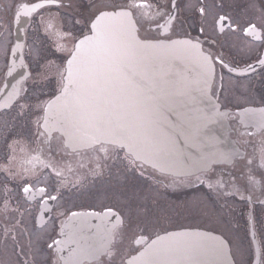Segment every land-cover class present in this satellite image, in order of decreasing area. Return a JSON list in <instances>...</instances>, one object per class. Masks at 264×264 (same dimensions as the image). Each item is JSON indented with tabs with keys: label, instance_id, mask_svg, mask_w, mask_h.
Masks as SVG:
<instances>
[{
	"label": "snow or ice",
	"instance_id": "obj_1",
	"mask_svg": "<svg viewBox=\"0 0 264 264\" xmlns=\"http://www.w3.org/2000/svg\"><path fill=\"white\" fill-rule=\"evenodd\" d=\"M53 5L62 7V0L35 3L20 0L13 5L11 22L20 26L22 18L31 20L33 14ZM246 9H255V5L249 4ZM255 12V21L249 20L244 26L237 23L236 28H231L227 22L235 17L226 11V0H213L211 5L205 0L195 3L191 0L188 3L183 0H122L120 3L91 0L87 12L74 20L71 29H66L57 16H49L47 20L41 17L44 35L58 55L49 59L41 54V49H30L29 56L38 69L33 80L37 83L54 80L55 90L46 100L37 98L34 105H20L19 114L24 115L29 108L34 110L37 140L49 147L53 141H59L58 152L63 155L55 162L41 159V154H32L35 149L30 144L14 139L7 145L13 154L9 157V168L2 171H11V162L18 151L28 163L38 161L39 168H22L23 173H31L30 178L21 173L12 175L24 181L21 187L26 195L35 184L43 183L45 187L36 191L46 194L51 201L62 198L65 189L83 186L78 169H87L83 174L86 178L87 174L102 171L113 159H119L126 171L138 172L142 177L147 168L158 175L171 176L170 186L192 183L185 179L192 176L195 182L205 184L213 164H232L239 155L235 151H221L220 141L209 128L216 123L217 116L227 115L220 113L213 103L214 93L210 95L217 65L233 72L225 54L219 50L222 45L218 37L227 26L233 32L239 29L245 36L252 35L264 44L257 31L258 27L264 31V6ZM209 14L219 25L216 36L205 32L203 21ZM190 20L197 22L189 23ZM3 27L4 23L0 22V29ZM193 27L203 40L191 36L189 29ZM205 42L210 49L207 53ZM20 48L17 44L11 49V55L16 56ZM256 61L264 71V57L258 55ZM253 72H257L256 66L247 63L240 75ZM261 127L264 128V115ZM65 156L76 159L75 165L64 162ZM253 163L252 159L247 160L249 166ZM259 167L264 170V139L259 148ZM68 174L76 178L69 179ZM261 179L264 180V171ZM248 182L258 183L251 175ZM206 186L222 188L223 178L215 185L209 182ZM49 187L51 192H47ZM126 206L127 212L122 207L115 210L107 207L100 213H89L101 222L86 225L88 236L83 243L80 236L69 237L66 264H81V258H86L89 264H201L198 258L209 253L217 257L213 264H225L219 259L223 256V242L209 245L203 242L201 234L190 232L165 236L156 233V239H151L148 223L139 219V206L131 202ZM7 208L6 199L4 210ZM13 211L23 216L19 207ZM20 223L22 220L17 222ZM84 231L82 228L81 235ZM12 239L17 241L16 236ZM61 243L53 240L47 247ZM29 249L32 250L31 238ZM37 254L38 249L33 251L31 264H37ZM24 264L29 261L26 259Z\"/></svg>",
	"mask_w": 264,
	"mask_h": 264
},
{
	"label": "flooded vegetation",
	"instance_id": "obj_2",
	"mask_svg": "<svg viewBox=\"0 0 264 264\" xmlns=\"http://www.w3.org/2000/svg\"><path fill=\"white\" fill-rule=\"evenodd\" d=\"M19 2L20 0H0V22L4 23V27L0 29V92L7 80L11 49L15 44L16 25L11 22L13 5ZM27 2L35 3L37 0ZM90 2L91 0H62L63 6L60 8L53 5L33 14L31 20L22 18V57L28 76L18 84L15 83V88L14 81L7 87L5 92H12L8 98H13V101L8 107L0 108V264H24L26 259L31 264L33 251L36 249L37 264H66L61 260L59 251L62 250L64 257L68 255L69 258V240L65 248L62 244H66V238L60 246L53 245L48 248L47 244L53 240L62 241L61 231L67 227H77V216L83 213H100L107 207H113L114 210L122 207L127 212L129 209L126 205L129 202L139 206V219L148 223L151 239L156 238V233L164 235L183 230L207 232L224 240L233 264H264V180L261 179V172L264 170L259 167V148L261 140L264 139V128L261 127L264 115V71L260 70L256 61L258 55L264 57V44L252 35L245 36L239 29L233 32L225 26L223 34L218 37L219 44L222 45L219 50L225 54L233 72L229 73L227 69L217 65L211 94L214 93L212 97L220 110L227 114L230 137L241 149L242 157L227 166H213L205 184L195 182V177L192 176L185 178L192 183L170 186L171 176L158 175L151 168H147L145 179L138 172L126 171L119 159H113L107 162L102 171L87 174L86 178L83 174L87 173V169H78L83 186L65 189L62 198L51 201L46 194L36 191L39 187H45L43 183L35 184L32 192L26 195L21 187L24 181L18 177L14 179L12 175L21 173L25 178H30L31 173H23L22 168H39L38 161L28 163L24 154L18 151L11 162V171H2L9 168V157L13 154L7 145L12 144L14 139H22L30 144L35 149L32 154H41V159H51L53 162L61 159L63 154L58 152L59 141H53L49 147L37 140L33 124L37 119L36 112L29 108L24 115L19 114L20 105H34L38 102L37 98L46 100L55 90L54 80L34 82L33 77L38 69L33 57L29 56V50L41 49L42 55L55 59L58 54L51 47L52 42L44 35L40 26L41 17L47 20L49 16H57L66 29H71L74 20L87 12ZM116 2L120 3L122 0ZM188 2L189 0H183V3ZM191 2L195 3L196 0ZM205 2L211 5L213 0ZM249 4H254L255 9H258L264 6V0H226V11L235 17V20L227 22L231 28H236L237 23L244 26L249 20H256L255 9H246ZM195 22L197 21H189ZM203 23L206 34L217 35L219 25L212 14ZM189 31L192 37L204 39L197 28L193 27ZM257 31L261 40H264V31L259 27ZM241 48L244 50L240 51ZM209 50L205 42L204 51L207 53ZM247 63L254 64L257 72L248 76L240 75ZM248 159L254 161L251 166L247 164ZM63 161L72 162L73 165L76 163V159L71 156L63 157ZM47 171L49 170L45 169ZM249 175L258 183H249ZM68 178L76 177L68 174ZM221 178L224 184L222 188L209 189L206 186L209 182L215 185ZM51 191L50 187L47 188V192ZM6 199L8 208L4 210ZM195 200H200L206 206L204 209L208 216L205 221H200L198 214H194V209L189 206ZM172 205L179 207L172 208ZM17 207L23 213L22 217L13 211ZM73 212L77 215L73 216ZM20 220L22 223L17 224ZM87 234L86 232L85 235ZM71 235L79 236V232ZM12 236L17 237L18 243ZM30 238L32 250L29 249ZM86 239L87 237L81 238V242ZM81 264L89 262L81 260Z\"/></svg>",
	"mask_w": 264,
	"mask_h": 264
},
{
	"label": "water",
	"instance_id": "obj_3",
	"mask_svg": "<svg viewBox=\"0 0 264 264\" xmlns=\"http://www.w3.org/2000/svg\"><path fill=\"white\" fill-rule=\"evenodd\" d=\"M21 27H22V25L21 26L16 25V28H15L16 42H15V45L13 48H15V46L17 44H20L21 48L19 50H17L16 56L11 55V57H10V68H9L7 80H6L4 88L0 92V108L8 107L11 104V102L13 101V99L10 100L8 98V96H10L12 94V92H5L7 87L9 85H12L13 81H15L14 82V85H15L16 81L18 84L21 80H23L25 77L28 76L26 66H25L24 60L22 58L23 35H22V31L19 30ZM22 60H23V66H21ZM14 94L16 96V92ZM210 95H211V90H210ZM212 100H213V103L216 106H218V108H219V105L216 103V101L213 97H212ZM219 112L225 113V112L221 111L220 108H219ZM209 128L211 129L212 134L215 135L218 138V140L220 141V143L218 144V148L221 151L238 152L239 155L237 157H235L233 159V161L235 159H239L242 157L241 149L236 144V142L230 137L231 130H230V126H229L227 117L225 115L217 116L216 123L210 124ZM191 151H192V154L195 156L196 155L195 150L193 149ZM227 165H230V164H213L212 167L213 166H227ZM193 170H195V169H193ZM177 178H181V177H177ZM88 214L89 213H83V214L77 216L78 224H77V227L75 226L74 229H70V227H67L61 231V232L65 233V235H62L63 240L61 242L63 243L64 238L67 239L66 244H64V243L62 244L63 248L67 247V242L69 240V236L74 237L73 235H71L73 232H79V236L82 239H85L88 236V234L85 235L87 232V228H85V231L83 232L82 235H81V229L86 227V225H97L98 223L101 222L95 216H89ZM92 231H95L94 227L92 228ZM174 232L199 233L204 238L203 242L206 244H209V245H211L213 243L223 242V256L219 257V259L224 260L225 264H233L232 259H231L230 254H229L228 246L224 242V240L222 238H220L219 236L213 235V234L207 233V232L188 231V230L173 231V232H169V233H174ZM169 233L161 235V236L168 235ZM76 237H78V236H76ZM69 246H70V244H69ZM71 246L75 247V245H71ZM59 253L61 255V260L66 263V260H68L67 259L68 255H67V257H64V252H62V250L59 251ZM198 259L201 261V264H213V261L216 260L217 257H215L214 255L209 253L208 255L200 256ZM81 260L86 261L87 259L82 258Z\"/></svg>",
	"mask_w": 264,
	"mask_h": 264
},
{
	"label": "rangeland",
	"instance_id": "obj_4",
	"mask_svg": "<svg viewBox=\"0 0 264 264\" xmlns=\"http://www.w3.org/2000/svg\"><path fill=\"white\" fill-rule=\"evenodd\" d=\"M11 1V0H10ZM166 200H168V199H166ZM150 201V200H149ZM152 201V200H151ZM147 202H148V200H147ZM203 204V203H202ZM201 203H200V200H195L194 202H191L190 204H189V206H191V208H192V210H193V213L194 214H198L197 216H198V218L199 219H201L200 221H205V219H206V216H208V215H206V210L204 209V208H206V206H203ZM171 207V206H170ZM169 207V208H170ZM175 207H179V205H172V208H175Z\"/></svg>",
	"mask_w": 264,
	"mask_h": 264
}]
</instances>
